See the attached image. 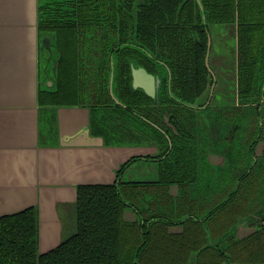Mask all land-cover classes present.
<instances>
[{"label":"flooded vegetation","instance_id":"obj_1","mask_svg":"<svg viewBox=\"0 0 264 264\" xmlns=\"http://www.w3.org/2000/svg\"><path fill=\"white\" fill-rule=\"evenodd\" d=\"M40 13V47L56 32L61 53L53 102L86 105L94 132L135 149L105 183L118 198L105 260L264 264V0H43ZM214 23L235 29V98L212 64Z\"/></svg>","mask_w":264,"mask_h":264},{"label":"water","instance_id":"obj_2","mask_svg":"<svg viewBox=\"0 0 264 264\" xmlns=\"http://www.w3.org/2000/svg\"><path fill=\"white\" fill-rule=\"evenodd\" d=\"M42 1L0 0V217L35 207L38 255L78 232L79 187L108 183L107 147L119 146L93 132L86 105L41 103L40 90L57 88L60 58L55 32L40 47ZM236 48L232 85L221 87L233 98Z\"/></svg>","mask_w":264,"mask_h":264},{"label":"trees","instance_id":"obj_3","mask_svg":"<svg viewBox=\"0 0 264 264\" xmlns=\"http://www.w3.org/2000/svg\"><path fill=\"white\" fill-rule=\"evenodd\" d=\"M57 43L56 34V46L59 49ZM58 76L59 67L57 81ZM65 90L68 91L66 87ZM61 95L63 93L59 92L57 86L54 90H40L39 97L41 103H44L43 99L48 101L44 104H80L53 102ZM113 189L115 190V185L105 183L80 185L78 232L41 255H38L37 249L38 226L35 207L1 216L0 264H111L105 258L114 250L116 241L110 235V228H107V225L113 222L106 221L112 213L108 215L104 210L117 207V195L105 198Z\"/></svg>","mask_w":264,"mask_h":264},{"label":"rangeland","instance_id":"obj_4","mask_svg":"<svg viewBox=\"0 0 264 264\" xmlns=\"http://www.w3.org/2000/svg\"><path fill=\"white\" fill-rule=\"evenodd\" d=\"M211 27L215 38L212 64L216 66L219 61L222 62L225 84L231 87L234 76V62L236 63L234 51L236 45L235 29L231 24L225 23H214Z\"/></svg>","mask_w":264,"mask_h":264},{"label":"crops","instance_id":"obj_5","mask_svg":"<svg viewBox=\"0 0 264 264\" xmlns=\"http://www.w3.org/2000/svg\"><path fill=\"white\" fill-rule=\"evenodd\" d=\"M40 73L42 74V70L40 69ZM9 77V76H8ZM7 77V79H8ZM6 79V80H7ZM12 105V104H11ZM107 151L110 154V157L112 158L109 163V167H107L106 171V177L104 178L105 181L110 182L114 180L116 177L115 172L113 169L118 165V163L121 161H125L127 158H129L133 153H135V149L131 146H109L107 147Z\"/></svg>","mask_w":264,"mask_h":264}]
</instances>
